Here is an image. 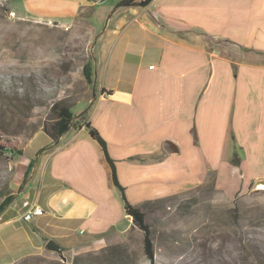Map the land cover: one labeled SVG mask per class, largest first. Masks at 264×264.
I'll use <instances>...</instances> for the list:
<instances>
[{
    "label": "crops",
    "instance_id": "crops-1",
    "mask_svg": "<svg viewBox=\"0 0 264 264\" xmlns=\"http://www.w3.org/2000/svg\"><path fill=\"white\" fill-rule=\"evenodd\" d=\"M11 1L21 17L65 27L89 10L94 36L95 94L84 122L57 141L45 136L29 160L34 139L22 149L23 176L33 167L0 214V242L22 248L20 259L49 240L63 250L89 248L130 225L85 123L105 141L135 207L209 181L227 199L264 183V0ZM218 40L233 52H219ZM24 201L42 215L23 221Z\"/></svg>",
    "mask_w": 264,
    "mask_h": 264
},
{
    "label": "rangeland",
    "instance_id": "rangeland-1",
    "mask_svg": "<svg viewBox=\"0 0 264 264\" xmlns=\"http://www.w3.org/2000/svg\"><path fill=\"white\" fill-rule=\"evenodd\" d=\"M19 9L11 0L0 6V135L20 149L34 139L25 154L29 160L30 151L48 140L43 128L55 121L53 105L67 107L72 124L84 122L79 114L95 94V80L92 73L87 83L82 67L92 63L94 36L85 19L89 10L65 27L21 17ZM215 48L223 54L234 50L221 40ZM23 159L0 153V202L6 195L19 198L23 191L28 179ZM259 187L227 199L209 181L163 204L141 205L154 264H264V190ZM126 221L130 225L124 233L73 251L55 252L45 244L20 259L22 248L0 242V264H149L143 232ZM3 234L2 229L0 240Z\"/></svg>",
    "mask_w": 264,
    "mask_h": 264
},
{
    "label": "trees",
    "instance_id": "trees-1",
    "mask_svg": "<svg viewBox=\"0 0 264 264\" xmlns=\"http://www.w3.org/2000/svg\"><path fill=\"white\" fill-rule=\"evenodd\" d=\"M152 0H123L119 3V6H146L148 5ZM4 11H7V8H3ZM83 75L87 81V83H92V70L91 65L89 63H85L82 67ZM53 111L55 112V121L51 126H47L43 128V132L46 136H48L53 141H57L58 138L63 135L71 126L73 117L67 107L61 106V105H53L52 107ZM85 113V110L79 114L82 115ZM85 127L88 130V133L90 137L95 140L105 157V160L107 161L110 169H111V178L113 185L120 191L122 202H123V208L126 215L131 216L132 218V224L138 228L140 231L143 232V249L144 254L149 262V264H154V248H153V241L151 237V230L149 225L146 223V214L141 211L139 207H135L131 205L127 198L125 197L124 188L119 184L117 177H116V170L114 166V161L109 157L107 146L103 138L100 136L98 131L92 127L89 123H85ZM233 140V138H232ZM4 142V143H3ZM10 152L12 155H22V149L17 147V144L14 141H11L9 139L3 138L2 135H0V153ZM231 163L233 165L239 164V158L236 154H234ZM33 167V162L30 161L27 169L24 173V177L28 175L31 168ZM212 184V181H211ZM13 199V196L6 195L2 202H0V214L5 210V208L11 203ZM166 198L157 199L152 202H145L142 204V206L150 205V204H163L166 202ZM60 250H62L60 248Z\"/></svg>",
    "mask_w": 264,
    "mask_h": 264
},
{
    "label": "built area",
    "instance_id": "built-area-1",
    "mask_svg": "<svg viewBox=\"0 0 264 264\" xmlns=\"http://www.w3.org/2000/svg\"><path fill=\"white\" fill-rule=\"evenodd\" d=\"M8 0H0V6L3 5L4 2H6ZM9 15L11 17H15V12L10 11ZM7 155L12 156V154L10 152H7ZM264 184V183H262ZM261 184H257L256 187H259ZM22 209H23V213L21 214V218L23 221H30L33 217L35 216H40L42 215L43 211L42 209L36 207L35 205H32L30 202L28 201H24L21 205ZM1 218H0V226H1Z\"/></svg>",
    "mask_w": 264,
    "mask_h": 264
},
{
    "label": "water",
    "instance_id": "water-1",
    "mask_svg": "<svg viewBox=\"0 0 264 264\" xmlns=\"http://www.w3.org/2000/svg\"><path fill=\"white\" fill-rule=\"evenodd\" d=\"M126 218L130 219L132 221L131 216L126 215ZM46 249L51 250V251H55L58 252L60 251V247L58 246V244L53 241V240H49L46 245H45Z\"/></svg>",
    "mask_w": 264,
    "mask_h": 264
},
{
    "label": "bare ground",
    "instance_id": "bare-ground-1",
    "mask_svg": "<svg viewBox=\"0 0 264 264\" xmlns=\"http://www.w3.org/2000/svg\"><path fill=\"white\" fill-rule=\"evenodd\" d=\"M260 190H264V184H261V186L259 187Z\"/></svg>",
    "mask_w": 264,
    "mask_h": 264
}]
</instances>
